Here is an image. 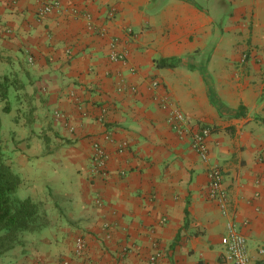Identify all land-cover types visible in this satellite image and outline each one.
<instances>
[{"label": "crops", "instance_id": "crops-1", "mask_svg": "<svg viewBox=\"0 0 264 264\" xmlns=\"http://www.w3.org/2000/svg\"><path fill=\"white\" fill-rule=\"evenodd\" d=\"M43 1L0 0V151L41 216L0 264H222L228 216L264 264V0ZM175 108L210 127L207 161Z\"/></svg>", "mask_w": 264, "mask_h": 264}, {"label": "built area", "instance_id": "built-area-1", "mask_svg": "<svg viewBox=\"0 0 264 264\" xmlns=\"http://www.w3.org/2000/svg\"><path fill=\"white\" fill-rule=\"evenodd\" d=\"M61 10V3L58 0H45L41 2L37 9V14L43 17L51 11ZM125 53L119 51L115 46V39L110 41L109 57L111 59L124 60ZM152 86L157 85L152 81ZM169 127L179 134H187L190 139V146L196 151L202 161L208 159V149L206 138L210 134V127L206 125H190L189 119L185 113L178 108L170 111L167 117ZM92 169L98 171L104 167L106 161V152L98 142L92 143V152L90 155ZM208 181L206 185L207 198L214 201L221 214L227 215L229 211L228 196L226 189L222 185L223 174L219 166L213 165L207 168ZM220 242L224 247L221 255L222 264H248L249 257L246 251V237L239 230L233 217L228 216L225 222L224 233L220 237ZM85 242L81 236L75 238V250L81 252L84 249ZM259 253L263 249L258 250ZM155 263V257L150 256L149 264ZM41 264V263H38ZM65 264V263H63ZM260 264V263H255Z\"/></svg>", "mask_w": 264, "mask_h": 264}, {"label": "trees", "instance_id": "trees-1", "mask_svg": "<svg viewBox=\"0 0 264 264\" xmlns=\"http://www.w3.org/2000/svg\"><path fill=\"white\" fill-rule=\"evenodd\" d=\"M161 62L167 63L165 60ZM0 96H6L5 90L0 89ZM19 183V176L0 151V231H4L0 234V251L9 246L18 232L31 229L41 219L35 202L28 197L21 199L15 196Z\"/></svg>", "mask_w": 264, "mask_h": 264}]
</instances>
